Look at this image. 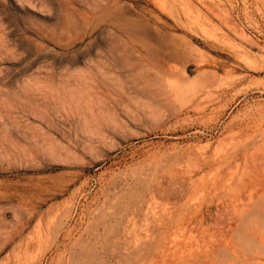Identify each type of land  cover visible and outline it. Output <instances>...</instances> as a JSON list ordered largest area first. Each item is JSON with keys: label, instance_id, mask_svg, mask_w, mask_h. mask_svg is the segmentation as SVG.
Listing matches in <instances>:
<instances>
[{"label": "rangeland", "instance_id": "374dc122", "mask_svg": "<svg viewBox=\"0 0 264 264\" xmlns=\"http://www.w3.org/2000/svg\"><path fill=\"white\" fill-rule=\"evenodd\" d=\"M0 264H264V0H0Z\"/></svg>", "mask_w": 264, "mask_h": 264}, {"label": "bare ground", "instance_id": "6f19581e", "mask_svg": "<svg viewBox=\"0 0 264 264\" xmlns=\"http://www.w3.org/2000/svg\"><path fill=\"white\" fill-rule=\"evenodd\" d=\"M235 32V31H234Z\"/></svg>", "mask_w": 264, "mask_h": 264}]
</instances>
